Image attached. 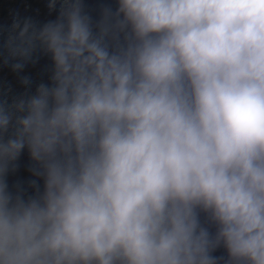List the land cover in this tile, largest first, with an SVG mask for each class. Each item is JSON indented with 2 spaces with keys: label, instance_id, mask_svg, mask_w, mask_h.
Listing matches in <instances>:
<instances>
[{
  "label": "clouds",
  "instance_id": "1",
  "mask_svg": "<svg viewBox=\"0 0 264 264\" xmlns=\"http://www.w3.org/2000/svg\"><path fill=\"white\" fill-rule=\"evenodd\" d=\"M46 7L0 25V264H264V0Z\"/></svg>",
  "mask_w": 264,
  "mask_h": 264
}]
</instances>
